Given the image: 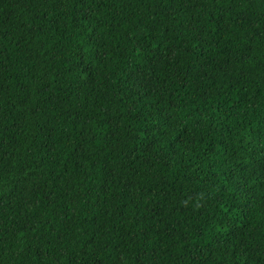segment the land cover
I'll return each mask as SVG.
<instances>
[{"label": "trees", "instance_id": "16d2710c", "mask_svg": "<svg viewBox=\"0 0 264 264\" xmlns=\"http://www.w3.org/2000/svg\"><path fill=\"white\" fill-rule=\"evenodd\" d=\"M0 264H264V0H0Z\"/></svg>", "mask_w": 264, "mask_h": 264}]
</instances>
